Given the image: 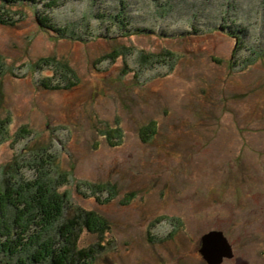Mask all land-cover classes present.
<instances>
[{"label": "rangeland", "instance_id": "374dc122", "mask_svg": "<svg viewBox=\"0 0 264 264\" xmlns=\"http://www.w3.org/2000/svg\"><path fill=\"white\" fill-rule=\"evenodd\" d=\"M5 17L0 184L44 170L99 212L110 228L78 240L105 247L89 264H207L212 230L234 252L220 264H264V0H31Z\"/></svg>", "mask_w": 264, "mask_h": 264}, {"label": "trees", "instance_id": "16d2710c", "mask_svg": "<svg viewBox=\"0 0 264 264\" xmlns=\"http://www.w3.org/2000/svg\"><path fill=\"white\" fill-rule=\"evenodd\" d=\"M27 2L31 0H0V22L7 21L6 9ZM119 17L123 14L115 13L111 18L124 24ZM41 20L42 26L62 30ZM150 131L153 129L147 128L142 136ZM45 156L38 155L33 162L46 164ZM10 173L0 184V264H89L102 252L105 247L100 243L78 245L83 229L102 237L110 228L99 212L79 206L72 210L67 191L56 189L49 172L42 170L29 178Z\"/></svg>", "mask_w": 264, "mask_h": 264}, {"label": "water", "instance_id": "95a60500", "mask_svg": "<svg viewBox=\"0 0 264 264\" xmlns=\"http://www.w3.org/2000/svg\"><path fill=\"white\" fill-rule=\"evenodd\" d=\"M199 253L207 264H220L234 255L231 244L221 230H212L201 237Z\"/></svg>", "mask_w": 264, "mask_h": 264}, {"label": "flooded vegetation", "instance_id": "af4514ba", "mask_svg": "<svg viewBox=\"0 0 264 264\" xmlns=\"http://www.w3.org/2000/svg\"><path fill=\"white\" fill-rule=\"evenodd\" d=\"M201 255V254H200ZM202 256V255H201ZM203 258V257H202Z\"/></svg>", "mask_w": 264, "mask_h": 264}]
</instances>
